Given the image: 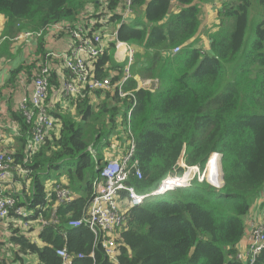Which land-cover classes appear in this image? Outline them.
<instances>
[{
    "label": "trees",
    "instance_id": "obj_1",
    "mask_svg": "<svg viewBox=\"0 0 264 264\" xmlns=\"http://www.w3.org/2000/svg\"><path fill=\"white\" fill-rule=\"evenodd\" d=\"M210 1L214 6L213 0H133V19L122 23L121 0H0L4 33L9 36L18 32L16 26L36 31L54 23H73L82 15L90 35L100 22L119 24L115 39L134 50L130 73L134 70L143 80L158 81L153 91L137 90L132 79L124 83L121 89L135 97L131 110L130 101L116 93L104 94L97 104L65 99L72 112H51L53 131L26 164L24 149L32 132L26 139L31 127L17 107L20 116L15 120L24 133L18 140L20 149L2 152L30 172L26 179L31 190L21 193L25 202L11 190L3 195L15 198L16 207L26 206L32 226L39 214L48 218L51 211L45 203L47 180L66 177L67 188L76 196L57 207L55 224L33 228L35 243L9 225L8 240L0 242V249L11 248L0 264H7V259L10 264H24L28 255L38 264H59L55 252L60 248L70 254L71 264H114L86 226L69 227L68 222L79 219L86 209L101 182L98 170L111 158L104 151L117 130L116 121L127 125L129 113L133 160L141 178L131 176L127 185L137 194L152 193L167 175L179 176L184 171L180 163L203 170L213 153L221 156L223 184L217 189L208 179L194 180L188 188L130 208L120 229L115 264H249L236 255L246 236L247 216L253 207L264 208V0L222 1L217 24L204 34L209 45L205 51L195 45L201 41L200 3ZM176 47L180 50L173 54ZM38 52L43 55L40 45ZM112 55L115 44L106 43L103 55L92 63L97 78L108 75L118 81L124 69L112 64ZM37 65L12 71L9 82L32 76ZM55 76L52 72L50 86L56 89ZM57 109L61 110L58 105ZM214 170L218 180L212 165L211 180L217 184ZM12 173L14 183L18 180L24 186L22 175ZM252 264H264V249Z\"/></svg>",
    "mask_w": 264,
    "mask_h": 264
},
{
    "label": "built area",
    "instance_id": "obj_2",
    "mask_svg": "<svg viewBox=\"0 0 264 264\" xmlns=\"http://www.w3.org/2000/svg\"><path fill=\"white\" fill-rule=\"evenodd\" d=\"M169 1L175 2V0ZM121 2L125 8V14L121 17V22L124 23L131 16L130 7L133 0H121ZM84 17L85 15L78 17L73 23L59 22L46 25L36 31L30 30L25 32L20 37L38 40L45 35H66L69 39L63 52L48 51L45 54L43 60L37 65V71L32 73L30 94L23 96L19 101L18 107L25 117V121L29 124L28 126L31 127L32 132L31 140H29L24 149V164L28 163V160L37 153L38 148L53 131V122L55 120L48 112L45 99L49 93L50 78L55 66H60L63 70L58 89L59 95L63 99L89 100L91 98L89 96L95 95L97 92L102 95L106 93L113 95L116 93L119 98H127L130 101L129 110L135 106L133 92L124 93L121 90L125 80L132 79L129 67L130 63H126L123 59L125 57L129 60L132 59L133 49L131 45L117 42L115 32L113 39L109 43L113 42L115 44V63L117 66L118 64H122L124 71L118 81H112L108 75L104 78H97L92 63H96V60L103 55L101 36L105 34L108 24L105 25L104 22H100L101 27L95 31V34L90 35L89 28L85 29L84 27ZM178 48L176 47L172 50L173 54L179 51ZM151 82H144L138 89H147V85ZM119 126L126 129L125 154L119 158H114V156L105 159L104 164L98 170L101 182L95 187L94 194L86 209L79 219L68 222L69 227L86 226L93 233L95 244L100 245L110 262L117 260L118 247L121 245L120 229L125 223V214L130 208L141 204L147 198H152L151 196H165L164 194L168 192L186 187L194 179L201 182L204 180V174H200V171L189 176L190 171L199 169L198 167H190L189 169H184L175 179H172L173 175H167L151 194L137 195L134 189L127 185V181L131 176L141 178V172L133 160L135 144L130 131L129 116L127 118V125ZM1 132L2 128L0 127V142L2 138ZM87 150L94 155L91 147ZM213 155L217 156V161L219 162L218 154L213 153L211 156ZM220 168V182L217 183V189L222 185ZM13 170L21 175H30L28 170L15 165L14 159L10 154L0 151V186H6L10 183ZM45 190V203L47 207H50L51 211L48 218H44L42 214H39L36 224L33 226L32 222L26 218V206L16 208L14 198L3 197L0 192V224L5 222L4 226L6 225L5 227L8 228L9 225L14 227L16 222L20 221L21 225L16 224L17 227L15 228L22 235H29L33 243H35L36 240L31 233L33 228L40 230L47 225V222L55 224L57 207L71 203L74 200L73 193L67 188L63 180L46 184ZM123 193H125L124 197ZM120 194L123 199L120 197ZM260 201H262V196ZM119 203L121 204L119 205ZM246 234H249L247 238L248 242L250 241L256 247L253 252L249 248L245 252H238L236 259L241 262L249 261V264H252L259 254V250L264 247V211L261 212L258 218L251 215L246 228ZM10 248L11 246L7 245L1 247L0 250L2 254L4 253L1 258L9 255L8 250ZM55 254L60 260L59 264H71L72 258L65 248L57 249ZM78 257L82 258V255H78Z\"/></svg>",
    "mask_w": 264,
    "mask_h": 264
},
{
    "label": "crops",
    "instance_id": "obj_3",
    "mask_svg": "<svg viewBox=\"0 0 264 264\" xmlns=\"http://www.w3.org/2000/svg\"><path fill=\"white\" fill-rule=\"evenodd\" d=\"M224 0H213L214 8L211 6L210 2H204L200 3V8L202 9V14L205 15L204 21L201 20L200 25V38L201 41L195 45V48H202L203 50H208V40L205 38V32L211 28L212 26L217 24V21H215V12L220 10V3ZM171 6H175L171 5ZM133 19V15H131L126 22H131ZM201 19V16H200ZM5 22L6 19L4 16H0V127L2 128L3 133V139L0 142V151H6V152H13L15 153L20 149V145L18 140L24 135V133H21L19 123L15 120V116H20L17 112V107L19 104L20 99L29 93V90L31 88V76L27 77L26 75H22L20 77H16L15 82H9L11 76V72L15 71L16 69H20V67H30L35 68L37 63L41 60L43 55L47 53L48 51H55V52H63L66 49V46L69 42L68 36L66 35H45L44 37L35 40V39H18L19 36L26 31H30L28 29H21L19 26H16L18 32L12 36H9L4 33L5 28ZM119 27V24L111 22L108 24L107 28V34L106 39L104 41L107 43L111 39H113V34L116 32L117 28ZM106 32V31H105ZM105 34H102V36ZM109 44V43H108ZM38 45L41 46L43 50L40 54L38 52ZM53 72H55V80L59 82V86L61 83V75L63 73V70L60 66H55L53 69ZM106 72V71H105ZM132 74V80L138 81L141 79V77L138 75V73H135L134 70L131 72ZM121 78V75L120 77ZM20 82L21 85H17L16 82ZM53 86V85H52ZM50 86L49 94H48V101H47V109L49 114L53 116L54 113L60 112L62 114L61 110L57 109V105L61 109H67L72 112V109H70L69 102L62 98L61 95H59L58 88H53ZM91 97V98H90ZM88 102L90 104H97L100 103V101H103L104 95L96 96V94H92L89 96ZM73 108V106L71 105ZM53 114H52V113ZM31 133V129L28 130L26 133L25 138L28 139ZM126 145V144H125ZM124 146V144L122 145ZM125 149V146L122 148V150ZM121 150V151H122ZM121 151L115 152L112 157L119 158L122 154ZM65 183H67V180L64 178H60ZM8 189H11L15 194L21 197V200L25 201V199L22 196V192L24 194H27L30 192V187L21 186L20 182L17 180V183H9L5 186V191ZM29 195H27L28 197ZM264 196V193H263ZM264 198V197H263ZM264 211L263 207L257 206L253 207V210L251 213L247 216L246 219V228L248 225V221L251 218V215H253L255 218H258L261 212ZM4 227L2 224H0V242L7 241V235L4 233ZM245 242H248L247 239H243L238 245L237 249L239 251L247 249L245 246ZM38 243V241H37ZM0 250V259L1 256H3ZM34 256H25L24 257V264H38L37 259ZM7 264H10V260L7 259ZM18 264V263H16Z\"/></svg>",
    "mask_w": 264,
    "mask_h": 264
},
{
    "label": "bare ground",
    "instance_id": "obj_4",
    "mask_svg": "<svg viewBox=\"0 0 264 264\" xmlns=\"http://www.w3.org/2000/svg\"><path fill=\"white\" fill-rule=\"evenodd\" d=\"M132 6V5H131ZM125 14V8H124V12H123V15ZM130 14H131V7H130ZM122 15V16H123ZM85 29H86V27H85ZM89 30H90V27H89ZM107 30V29H106ZM95 34V33H94ZM106 34H107V31H106V33H105V35H103V36H101V42H102V45H103V52H104V49H105V44H106V42L104 41L105 39H106ZM103 38H105V39H103ZM18 39H21L20 37L18 38ZM117 42H119V41H117ZM121 43H123V42H121ZM126 44V43H125ZM132 48V47H131ZM179 49V48H178ZM180 50V49H179ZM179 52V51H178ZM177 52V53H178ZM173 53V52H172ZM174 54H176V53H174ZM133 56H134V50H133V55H132V59L131 60H129L127 57H125V58H123L124 59V61H126V63H130V66L129 67H131V65H132V60H133ZM130 79V78H129ZM129 79H127V80H125V82L126 81H128ZM146 81H152L149 85H147V89H145L146 91H153L154 89H156L157 87H158V81L157 80H143V79H139L138 81H136L137 82V90H138V87L141 85V84H143L144 82H146ZM124 82V83H125ZM122 90V89H121ZM123 91V90H122ZM124 92V91H123ZM124 93H131V92H124ZM30 93H28V94H26V95H29ZM25 96V95H24ZM19 108V107H18ZM20 110V109H19ZM21 111V110H20ZM128 116H129V124H130V113L128 114ZM128 116H127V118H128ZM25 118V117H24ZM27 123V122H26ZM2 133V132H1ZM2 139H3V133H2V138H1V141H2ZM31 140V139H30ZM29 142V141H28ZM122 155H124L125 153H121ZM218 156H219V160H220V155L218 154ZM217 156L216 155H213V156H211L210 157V159L208 160V162H207V164H206V166H205V168L203 169V170H201L199 167V169H195V170H192V171H190V173H189V176H191V175H193L194 173H196V172H198V171H200V174H204V176H203V179L205 180V179H208L214 186H217V184L215 183V182H213L212 180H211V168H212V165H214V169H217L218 170V173H217V175H218V183L220 182V177H219V168H218V166H219V164H218V161H217ZM136 162V164H137V168L139 169V167H138V162L137 161H135ZM210 163H212V165H210ZM180 167L181 168H183V169H189L190 167L189 166H186L185 164H183V163H180ZM194 167H197V166H194ZM215 171V170H214ZM28 176V175H27ZM27 176H25V175H22V177H23V180H24V187H25V189H26V187L28 186L29 187V184H28V180L26 179V177ZM177 176H172V179H175ZM194 180H197V179H194ZM203 180V181H204ZM198 182H201L200 180H197ZM10 183H14V176H13V173H12V178H11V180H10ZM180 183V182H179ZM223 184V183H222ZM189 186V185H188ZM188 186H186V187H183V188H188ZM222 186V185H221ZM218 187V186H217ZM178 189H181V188H178ZM178 189H175V190H173V191H171V192H174V191H176V190H178ZM4 190H5V185H2V186H0V192H1V195L3 196V197H7V196H4L3 195V193H4ZM8 190H11V189H8ZM12 191V190H11ZM135 192V191H134ZM171 192H168V193H171ZM136 193V192H135ZM168 193H166V194H168ZM15 194V193H14ZM137 194V193H136ZM151 194V193H150ZM166 194H164V195H166ZM137 195H139V194H137ZM147 195H149V194H147ZM152 198L153 197H163V195H159V196H151ZM10 198H12V197H10ZM14 200H15V198H14ZM15 203H16V201H15ZM121 203H119V205H120ZM142 204V203H141ZM141 204H139V205H141ZM139 205H137V206H139ZM134 207H136V206H134ZM16 208H18V207H16ZM133 208V207H132ZM12 213V212H11ZM10 213V214H11ZM249 237V234H246V236H245V239H247ZM245 246L247 247V249L249 248L250 249V251L251 252H253L254 251V249H255V247L256 246H254L250 241L249 242H245ZM247 249H245V250H241V252H245ZM264 249V247L263 248H261L260 250H259V252L261 251V250H263ZM258 252V253H259ZM118 255H119V251H118ZM104 256L106 257V255H105V253H104ZM106 259H107V257H106ZM108 260V259H107ZM109 261V260H108ZM110 262V261H109ZM111 263H117V260L115 261V262H111Z\"/></svg>",
    "mask_w": 264,
    "mask_h": 264
},
{
    "label": "rangeland",
    "instance_id": "obj_5",
    "mask_svg": "<svg viewBox=\"0 0 264 264\" xmlns=\"http://www.w3.org/2000/svg\"><path fill=\"white\" fill-rule=\"evenodd\" d=\"M211 6H212V8H214V6H213V4L211 3ZM201 9V8H200ZM215 9V8H214ZM215 15H216V12H215ZM204 19H205V15L204 14H202V9H201V20L202 21H204ZM215 21H218V19H215ZM213 27V26H212ZM112 64L113 65H116V63H115V60H114V58H113V55H112ZM119 66H122V64H118ZM16 84L17 85H21L20 84V82L18 81V82H16ZM62 110H64V109H61V111ZM60 113V112H59ZM119 124H120V122H118V120L116 121V131L113 133V136L110 138V146H109V148L108 149H105V153H107V157H112V155L115 153V152H117V151H121L122 150V148L125 146V144H126V140H127V137H126V131L124 132L123 131V127H120L119 126ZM125 143V144H124ZM124 144V146H122ZM218 164H219V168H220V163L218 162ZM214 166V165H213ZM221 170V169H220ZM214 174H215V171L213 172V174H212V178L215 180V181H217L216 179H215V176H214ZM61 178H64V179H66V177H64V176H62ZM56 180L54 179V178H51V179H49V180H47L46 182V184H49V183H52V182H55ZM218 182V181H217ZM45 184V185H46ZM74 195V194H73ZM76 195H74V197H75ZM163 197H158L157 199H162ZM26 212H28V210H26ZM4 224H5V222H3L2 223V226L4 227V233L7 235V239H8V236H9V232H10V229L9 230H6V225L4 226ZM16 224L18 225V224H20L21 225V222L19 221H17L16 222ZM15 224V226L13 227V228H15V227H17V225ZM7 246H9V245H7ZM241 252V251H240ZM35 259V258H34Z\"/></svg>",
    "mask_w": 264,
    "mask_h": 264
},
{
    "label": "water",
    "instance_id": "obj_6",
    "mask_svg": "<svg viewBox=\"0 0 264 264\" xmlns=\"http://www.w3.org/2000/svg\"><path fill=\"white\" fill-rule=\"evenodd\" d=\"M220 160H221V157H220ZM220 160H219V162H220ZM221 167V166H220ZM221 169V168H220ZM221 171V179H222V169L220 170Z\"/></svg>",
    "mask_w": 264,
    "mask_h": 264
}]
</instances>
